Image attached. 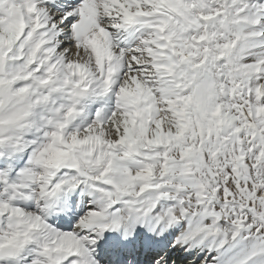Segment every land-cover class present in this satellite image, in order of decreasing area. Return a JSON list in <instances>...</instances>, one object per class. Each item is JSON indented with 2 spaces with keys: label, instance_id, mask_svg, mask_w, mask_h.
I'll return each mask as SVG.
<instances>
[{
  "label": "snow or ice",
  "instance_id": "6c2138e0",
  "mask_svg": "<svg viewBox=\"0 0 264 264\" xmlns=\"http://www.w3.org/2000/svg\"><path fill=\"white\" fill-rule=\"evenodd\" d=\"M0 264H264V0H0Z\"/></svg>",
  "mask_w": 264,
  "mask_h": 264
}]
</instances>
